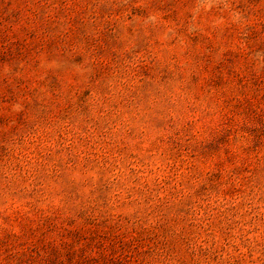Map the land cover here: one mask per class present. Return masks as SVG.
<instances>
[{
  "label": "rangeland",
  "instance_id": "1",
  "mask_svg": "<svg viewBox=\"0 0 264 264\" xmlns=\"http://www.w3.org/2000/svg\"><path fill=\"white\" fill-rule=\"evenodd\" d=\"M0 264H264V0H0Z\"/></svg>",
  "mask_w": 264,
  "mask_h": 264
}]
</instances>
